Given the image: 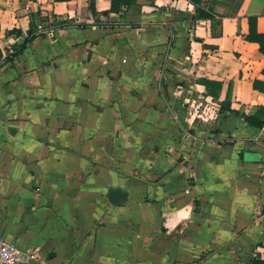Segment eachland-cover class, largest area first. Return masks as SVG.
Here are the masks:
<instances>
[{
	"label": "crops",
	"instance_id": "1",
	"mask_svg": "<svg viewBox=\"0 0 264 264\" xmlns=\"http://www.w3.org/2000/svg\"><path fill=\"white\" fill-rule=\"evenodd\" d=\"M129 1L0 0V239L35 264L264 260V129L221 110L264 106V0Z\"/></svg>",
	"mask_w": 264,
	"mask_h": 264
},
{
	"label": "trees",
	"instance_id": "2",
	"mask_svg": "<svg viewBox=\"0 0 264 264\" xmlns=\"http://www.w3.org/2000/svg\"><path fill=\"white\" fill-rule=\"evenodd\" d=\"M66 1H68V0H66ZM122 1L126 2L128 4H131V2H132L129 0H113L111 11L116 12L118 10L117 9L118 2H122ZM191 1L194 2L195 4H200L202 0H191ZM199 14H200V17H202V16L203 17H211V15H208L202 11ZM249 23H250V31H249V35L247 36V40L258 43L259 47H260V51L264 55V33H259L257 30V18L256 17H250ZM28 41H30V40H27V42ZM25 44L22 46V48L20 50H17V51H15V53H12V56L10 59L11 61H13L14 58L18 54L23 53V51L26 47ZM263 74H264V70H263ZM203 83L205 84V86L207 88V95L217 97V98L220 97L221 90H222V84L221 83L209 82L206 80ZM262 85H264V83H262ZM255 86L258 87V86H260V84L256 82ZM231 105H232L231 100H227L221 104V110H223L225 112L235 113L236 115L241 116L246 121V123L248 125H250L251 127H255L257 129H264V106H260L255 114L246 115V114H241L240 112L234 111L231 108ZM192 132L194 133L195 130H192ZM253 264H264V260L254 261Z\"/></svg>",
	"mask_w": 264,
	"mask_h": 264
},
{
	"label": "built area",
	"instance_id": "3",
	"mask_svg": "<svg viewBox=\"0 0 264 264\" xmlns=\"http://www.w3.org/2000/svg\"><path fill=\"white\" fill-rule=\"evenodd\" d=\"M102 26L106 24V16L100 17ZM101 26V25H100ZM57 31L56 26L48 24L38 27V34L53 37ZM39 260V253L36 249H25L14 241L0 239V264H35Z\"/></svg>",
	"mask_w": 264,
	"mask_h": 264
}]
</instances>
